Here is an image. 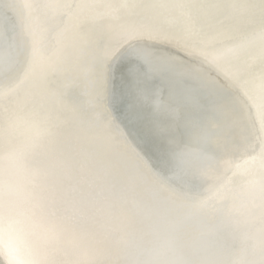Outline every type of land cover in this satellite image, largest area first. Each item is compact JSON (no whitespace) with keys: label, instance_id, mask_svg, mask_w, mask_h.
Segmentation results:
<instances>
[{"label":"water","instance_id":"95a60500","mask_svg":"<svg viewBox=\"0 0 264 264\" xmlns=\"http://www.w3.org/2000/svg\"><path fill=\"white\" fill-rule=\"evenodd\" d=\"M16 2L8 15L15 18L19 13L21 24L30 19L33 31L46 37L44 56L59 47L62 62L53 65L49 86L42 92L24 81L15 93L0 96V200L14 211L39 201L51 212L52 233L36 243L52 264H264L260 186L264 171L258 159L245 162L247 154L235 157L233 163L241 165L242 171L232 177V192L223 202L233 222L221 232L216 227L217 212L197 208L190 196L191 185L204 177L184 176L175 167L164 170L140 161L130 143L135 142L138 128L144 134L148 127L141 122L118 131L107 124L99 107L89 104L94 58L100 54L92 41L98 32L107 34V46L121 40L127 30L158 28L173 41L157 42L166 56L175 51V40L198 43L204 23L222 22L235 27V36L253 38L264 29V0H203V8L129 7L118 13L113 9L119 3L159 0H88L94 7L83 13L78 5L86 0ZM25 4L59 6L28 9ZM141 17L146 19L141 22ZM189 19L193 33L184 29ZM62 30L66 39L58 45L55 33ZM235 55L246 65L249 87L258 88L262 71L258 41ZM177 79L161 71L152 87L167 99ZM113 87L119 92V71ZM59 92L73 103H58L55 94ZM126 103L136 101L129 98ZM197 103L193 97L175 115L157 119V132L173 161L178 153L199 147L198 131L187 128L183 119L195 111ZM122 109L123 105H117L114 113L120 115ZM121 132L130 133L127 141ZM226 135L225 131L214 137L213 146L222 148ZM215 179L214 168H207L200 191ZM51 189L57 194L49 201L46 196Z\"/></svg>","mask_w":264,"mask_h":264},{"label":"snow or ice","instance_id":"6c2138e0","mask_svg":"<svg viewBox=\"0 0 264 264\" xmlns=\"http://www.w3.org/2000/svg\"><path fill=\"white\" fill-rule=\"evenodd\" d=\"M18 4L16 0H0V25L7 24V27H0V85L4 88L0 96L15 93L24 81L32 82L35 90L42 92L49 86L53 65L62 62L59 47L44 56L46 37L43 32L33 31L30 19L21 24L19 13L15 18L8 15ZM37 5L47 8L59 6H24L32 9ZM173 6L203 8L205 2L159 0L149 4L119 3L113 11L118 13L120 9L129 7L162 9ZM78 7L83 13L94 7V2L86 0ZM145 19L140 18L141 22ZM184 29L188 33L194 32L190 19L185 22ZM45 31L50 35L48 25ZM235 31L234 26L222 22L200 24L198 43L175 40V51L166 56L157 48V42L173 41L155 27L127 30L123 38L112 45H105V32H98L92 41L100 54L94 58L95 77L90 82V106L99 107L107 124L118 131L121 126L127 128L141 122L148 127V133L144 134L138 128L135 142L130 143L140 161L146 160L153 167L164 170L175 167L184 176L204 177L203 181L191 185L190 196L197 208H211L217 212L219 220L216 227L221 232L233 222L224 211L223 202L232 192V177L242 171L241 165H234L235 157L247 154L245 162L258 159L264 171V29L251 39L237 37ZM55 38L58 45H63L65 32H56ZM256 41L262 71L258 88H250L245 79L246 65L235 54ZM117 71L119 92L113 87ZM161 71L178 77L176 87L167 99L152 87L153 80ZM193 97L198 100L195 111L183 119L187 128L198 131L199 147L178 153L173 161L157 132V119L175 115L180 108L188 107ZM129 98L134 99L136 104L126 103ZM55 99L62 105L73 103L63 92L56 93ZM117 105H123L120 115L114 113ZM237 129H240L239 133ZM225 131L227 135L223 147L215 148L214 137ZM121 135L127 141L130 133L121 132ZM209 167L214 168L215 183L200 191L206 182ZM260 186L264 193V176ZM56 194L55 189H51L46 198L52 201ZM50 215L51 212L39 201L24 211H14L6 208L0 200V264H52L48 253L36 243L51 235Z\"/></svg>","mask_w":264,"mask_h":264}]
</instances>
